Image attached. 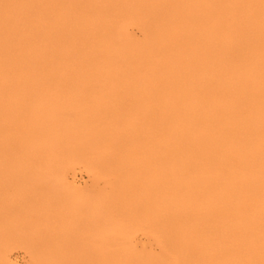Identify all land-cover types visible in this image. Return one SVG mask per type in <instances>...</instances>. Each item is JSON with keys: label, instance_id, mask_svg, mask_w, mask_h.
Instances as JSON below:
<instances>
[{"label": "bare ground", "instance_id": "obj_1", "mask_svg": "<svg viewBox=\"0 0 264 264\" xmlns=\"http://www.w3.org/2000/svg\"><path fill=\"white\" fill-rule=\"evenodd\" d=\"M75 155L105 181L95 244L36 264H264V0H0V169Z\"/></svg>", "mask_w": 264, "mask_h": 264}, {"label": "rangeland", "instance_id": "obj_2", "mask_svg": "<svg viewBox=\"0 0 264 264\" xmlns=\"http://www.w3.org/2000/svg\"><path fill=\"white\" fill-rule=\"evenodd\" d=\"M131 31L136 37L142 36L136 26ZM66 164L71 165L62 167L58 171L61 179L55 181L41 178L44 174L39 169H0V194L3 198L0 226L9 234L6 245L8 260L4 264H36L34 256L39 254L41 245L74 247L95 244L92 240L93 206L97 193L104 190L105 181L95 178L89 163L82 157L75 155L74 160ZM79 199L86 202L80 211L77 210ZM38 217L44 227L50 228L51 235L46 241L31 237V225ZM142 220L140 216L139 229L128 228L129 244L137 250L158 253L160 248L152 239L151 228L144 226Z\"/></svg>", "mask_w": 264, "mask_h": 264}]
</instances>
